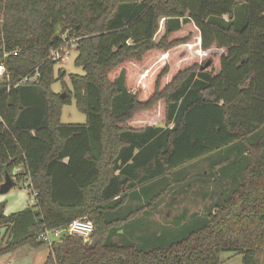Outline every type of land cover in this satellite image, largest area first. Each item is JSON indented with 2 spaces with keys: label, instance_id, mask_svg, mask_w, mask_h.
I'll return each mask as SVG.
<instances>
[{
  "label": "trees",
  "instance_id": "16d2710c",
  "mask_svg": "<svg viewBox=\"0 0 264 264\" xmlns=\"http://www.w3.org/2000/svg\"><path fill=\"white\" fill-rule=\"evenodd\" d=\"M72 38L84 73L63 98L52 53ZM0 63V184L7 169L35 197L11 214L0 203V255L88 218L90 238L65 233L44 264H261L264 0H0ZM72 97L85 123L61 122ZM216 152L239 160L236 184L184 237L121 242L144 208L132 192Z\"/></svg>",
  "mask_w": 264,
  "mask_h": 264
},
{
  "label": "rangeland",
  "instance_id": "374dc122",
  "mask_svg": "<svg viewBox=\"0 0 264 264\" xmlns=\"http://www.w3.org/2000/svg\"><path fill=\"white\" fill-rule=\"evenodd\" d=\"M160 36H158V39ZM63 37L66 38V35ZM76 40L77 38H72L65 41L64 45L58 51H55L54 55L57 59L55 75L56 77L60 76L61 73L65 75L63 80L59 79L52 85L53 90L57 93H67L64 84L72 89L69 79L70 74L84 73L83 68L75 64L78 53ZM86 120V114L77 107L74 97L71 98L69 103L63 105L61 122L85 123ZM157 125L164 126L165 124L158 123ZM217 154L219 153L216 152L207 158L204 157L194 161L186 165L180 172L177 171V173L167 176V184L172 185L169 186L170 188L167 186L165 191L166 182L160 178L148 187L149 193L143 192L144 186H140L143 188L132 192L128 200L131 201L134 209L144 208L140 210L138 216L127 227L121 242L135 243L145 249L164 248L171 242L184 237L194 217H205L210 207L213 209L221 201L222 193L232 190L236 184L233 182L232 177L236 174L237 168L240 167L238 165L240 164L239 160H233V154H231V158L225 161L223 165H216L217 162L222 160ZM21 170L22 166L15 167L13 173H18ZM225 172L228 173V176L226 178L220 177V174ZM21 191H24V189L16 187L7 194L3 201H0V203H5V212L6 210L20 208L22 205L21 200L14 202V199ZM159 191H164L162 196H157L156 201L153 202L152 206H149L152 201L150 200L151 197H154V194H158ZM24 194L23 198L27 200L28 205L34 202L35 197L31 192L24 191ZM10 203L11 206H9ZM125 212L124 209L120 210V213ZM3 231H0V238ZM49 251L50 246L47 243L39 247L20 246L0 255V264H44ZM221 258L223 260L222 264H243L242 256L233 252H223ZM261 264H264V254L261 257Z\"/></svg>",
  "mask_w": 264,
  "mask_h": 264
},
{
  "label": "built area",
  "instance_id": "2783aa9c",
  "mask_svg": "<svg viewBox=\"0 0 264 264\" xmlns=\"http://www.w3.org/2000/svg\"><path fill=\"white\" fill-rule=\"evenodd\" d=\"M58 51V50H56ZM16 53V52H15ZM55 57V51L52 53ZM6 76V67L4 63H0V80H2ZM7 77L9 75L7 74ZM34 77H24L21 82H26L30 79H34ZM36 194V193H35ZM95 231L94 223L88 218H76L71 221L67 227L58 228V229H46L44 232L40 234V238L45 241L49 246H52L53 243L59 240L62 235L65 233L77 234L88 240L90 236Z\"/></svg>",
  "mask_w": 264,
  "mask_h": 264
},
{
  "label": "water",
  "instance_id": "95a60500",
  "mask_svg": "<svg viewBox=\"0 0 264 264\" xmlns=\"http://www.w3.org/2000/svg\"><path fill=\"white\" fill-rule=\"evenodd\" d=\"M211 61H207L203 66L202 69H205L210 65ZM66 96V93H62V97L64 98ZM17 181L15 178L11 175L10 172H8L7 169H5L4 174V181L0 184V194L4 195L9 193L13 188L17 186Z\"/></svg>",
  "mask_w": 264,
  "mask_h": 264
},
{
  "label": "crops",
  "instance_id": "0c3cea01",
  "mask_svg": "<svg viewBox=\"0 0 264 264\" xmlns=\"http://www.w3.org/2000/svg\"><path fill=\"white\" fill-rule=\"evenodd\" d=\"M12 191V190H11ZM10 191V192H11ZM24 191H26V192H28V190L27 189H24ZM24 191H21V192H19V194L17 195V197H15V199H14V202L16 201V200H21V206H20V208H18L17 210H20V209H24V207H27V200H25V198H23V196H25V194H24ZM29 193V192H28ZM7 194H9V193H7ZM7 194H4V195H2V194H0V201H3L4 199H5V197H7ZM9 206H11V203L9 204ZM9 206H8V208H9ZM17 210H6V213L7 214H11V213H15L14 211H17ZM49 254V253H48ZM47 254V255H48Z\"/></svg>",
  "mask_w": 264,
  "mask_h": 264
}]
</instances>
